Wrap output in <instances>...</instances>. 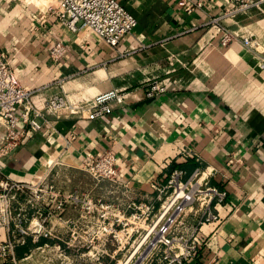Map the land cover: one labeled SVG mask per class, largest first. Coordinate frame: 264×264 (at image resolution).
<instances>
[{"label": "crops", "instance_id": "crops-1", "mask_svg": "<svg viewBox=\"0 0 264 264\" xmlns=\"http://www.w3.org/2000/svg\"><path fill=\"white\" fill-rule=\"evenodd\" d=\"M50 1L0 0V49L20 86L33 93L34 106L42 109L55 93L74 102L111 89L128 97L97 120L47 115L39 132L0 160L4 175L23 183L46 177L65 194L111 200L121 196L118 188L82 171L85 154L110 151L132 199L157 207L153 182L164 183L174 168L190 175L212 167L211 185L227 196L213 204L218 221L202 226L198 252L184 264H264V6L116 0L137 25L110 48L54 19L40 20ZM225 32L237 39L223 45ZM241 37H253L258 52ZM57 43L65 47L59 60L50 56ZM153 80L166 89L148 98L145 89ZM186 151L190 156H183ZM50 225V238L16 247L14 260L0 258V264L94 263L84 240L81 247L68 246L72 227L86 236L79 204H67ZM7 237L0 231V241Z\"/></svg>", "mask_w": 264, "mask_h": 264}, {"label": "built area", "instance_id": "built-area-1", "mask_svg": "<svg viewBox=\"0 0 264 264\" xmlns=\"http://www.w3.org/2000/svg\"><path fill=\"white\" fill-rule=\"evenodd\" d=\"M239 9L255 7L262 10L264 0H237ZM184 5V3H180ZM191 10L190 6L186 7ZM238 11V9H236ZM54 19L70 33L95 36L110 48L130 34L136 19L116 0H51L47 2L40 20ZM233 34L225 32L221 43L227 45ZM242 44L256 52L253 37H241ZM65 53L61 43L55 44L50 56L59 60ZM264 74V59L259 60ZM161 81L148 82L145 94L154 98L165 92ZM32 92L21 87L5 53L0 49V160L11 154L24 140L41 129L47 115L56 117L83 116L97 120L112 113L115 105L124 104L128 93L111 89L91 98L74 102L65 93L52 94L39 109L34 106ZM184 157L190 156L183 152ZM116 158L110 151L95 157L85 154L82 171L97 182H110L121 196L109 199L79 197L77 192L63 193L51 180L41 177L34 181L16 182L4 175L0 167V231L8 233L0 241V258L14 260L16 247L28 240L40 242L53 235L51 217L63 214L67 204H79L86 227L81 231L71 228L68 246L81 247V241L92 246L95 240L115 236L124 230L132 233L137 224L150 221V264H184L194 258L199 249V232L205 224L218 221L213 204L223 203L227 193L211 185L215 174L212 167L195 169L190 175L181 168L172 169L164 183L155 181L151 190L156 193L158 206L136 202L127 183L118 180ZM74 225L73 221L71 225ZM133 227H130V226ZM102 242V241H100Z\"/></svg>", "mask_w": 264, "mask_h": 264}, {"label": "rangeland", "instance_id": "rangeland-1", "mask_svg": "<svg viewBox=\"0 0 264 264\" xmlns=\"http://www.w3.org/2000/svg\"><path fill=\"white\" fill-rule=\"evenodd\" d=\"M149 222L148 220L137 224V228L132 233L124 230L115 236L101 239L102 242L95 240L90 248L93 256L91 258L94 259L92 264H150L148 253L153 235L148 234Z\"/></svg>", "mask_w": 264, "mask_h": 264}, {"label": "trees", "instance_id": "trees-1", "mask_svg": "<svg viewBox=\"0 0 264 264\" xmlns=\"http://www.w3.org/2000/svg\"><path fill=\"white\" fill-rule=\"evenodd\" d=\"M28 241H30V240H28ZM28 241H27V242H28ZM27 242H26V243H27Z\"/></svg>", "mask_w": 264, "mask_h": 264}, {"label": "bare ground", "instance_id": "bare-ground-1", "mask_svg": "<svg viewBox=\"0 0 264 264\" xmlns=\"http://www.w3.org/2000/svg\"><path fill=\"white\" fill-rule=\"evenodd\" d=\"M124 264H126V263H124Z\"/></svg>", "mask_w": 264, "mask_h": 264}]
</instances>
